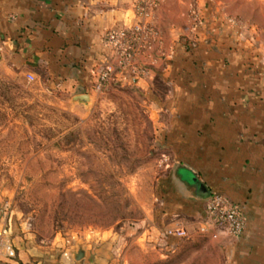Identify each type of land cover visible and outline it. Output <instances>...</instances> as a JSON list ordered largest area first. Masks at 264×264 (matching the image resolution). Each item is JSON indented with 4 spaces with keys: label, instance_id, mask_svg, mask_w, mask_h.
<instances>
[{
    "label": "rangeland",
    "instance_id": "1",
    "mask_svg": "<svg viewBox=\"0 0 264 264\" xmlns=\"http://www.w3.org/2000/svg\"><path fill=\"white\" fill-rule=\"evenodd\" d=\"M184 6L186 50L201 34L216 33L217 45L230 27L264 55V0ZM148 80L152 92L113 82L83 104L41 68L0 61V235L16 228L43 243L93 248L104 264H223L214 238L198 230L195 189L176 181L171 115L159 102L166 83ZM177 226L186 234L169 233Z\"/></svg>",
    "mask_w": 264,
    "mask_h": 264
},
{
    "label": "crops",
    "instance_id": "2",
    "mask_svg": "<svg viewBox=\"0 0 264 264\" xmlns=\"http://www.w3.org/2000/svg\"><path fill=\"white\" fill-rule=\"evenodd\" d=\"M136 2L0 0V61L41 68L71 100L82 93L91 100L96 73L109 61L102 36L136 22ZM184 13V0H159L151 20L162 51L153 47L143 56L147 76H117L111 83L127 80L152 92L148 79L165 81L159 102L170 111L165 134L175 145L177 168L242 209L240 236L221 232L212 240L223 264H264V55L235 38L230 27L217 45L216 33L201 34L197 48L186 50L178 38L188 22ZM189 200L201 219L204 200L195 193ZM95 251L85 248L75 260L76 250L64 242L43 243L16 228L0 235V264H104Z\"/></svg>",
    "mask_w": 264,
    "mask_h": 264
},
{
    "label": "built area",
    "instance_id": "3",
    "mask_svg": "<svg viewBox=\"0 0 264 264\" xmlns=\"http://www.w3.org/2000/svg\"><path fill=\"white\" fill-rule=\"evenodd\" d=\"M158 0H137L135 5L137 21L121 28L111 29L102 36V43L109 54V61L96 73L93 89L96 94L104 92L117 76L144 77L149 73L143 56H148L153 47L161 52L163 45L152 23V12ZM3 43L0 31V50ZM244 228L241 206L227 195L212 192L204 199L198 230L203 235L216 238L221 232L238 237ZM183 226H177L169 233L175 236L186 234ZM8 249H10L7 246Z\"/></svg>",
    "mask_w": 264,
    "mask_h": 264
},
{
    "label": "trees",
    "instance_id": "4",
    "mask_svg": "<svg viewBox=\"0 0 264 264\" xmlns=\"http://www.w3.org/2000/svg\"><path fill=\"white\" fill-rule=\"evenodd\" d=\"M176 173H177V178L181 182L194 188L195 189L194 193L197 194L201 199L204 200L212 193L210 190L207 189V187L203 183H201L197 179L196 175L191 173L190 171L182 168H177Z\"/></svg>",
    "mask_w": 264,
    "mask_h": 264
},
{
    "label": "water",
    "instance_id": "5",
    "mask_svg": "<svg viewBox=\"0 0 264 264\" xmlns=\"http://www.w3.org/2000/svg\"><path fill=\"white\" fill-rule=\"evenodd\" d=\"M89 100H90V96L88 94H86V93L75 95L72 98V101L83 103V104H86L87 102H89ZM84 254H85L84 248L79 246L78 249L76 250L75 254H74V259L78 260L81 257H83Z\"/></svg>",
    "mask_w": 264,
    "mask_h": 264
}]
</instances>
